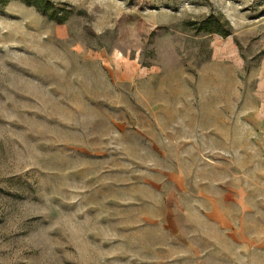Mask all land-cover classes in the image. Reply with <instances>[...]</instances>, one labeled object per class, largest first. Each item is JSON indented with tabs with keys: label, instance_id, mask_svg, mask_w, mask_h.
<instances>
[{
	"label": "rangeland",
	"instance_id": "1",
	"mask_svg": "<svg viewBox=\"0 0 264 264\" xmlns=\"http://www.w3.org/2000/svg\"><path fill=\"white\" fill-rule=\"evenodd\" d=\"M50 1L0 0V264H264V0Z\"/></svg>",
	"mask_w": 264,
	"mask_h": 264
},
{
	"label": "trees",
	"instance_id": "2",
	"mask_svg": "<svg viewBox=\"0 0 264 264\" xmlns=\"http://www.w3.org/2000/svg\"><path fill=\"white\" fill-rule=\"evenodd\" d=\"M23 1L29 4L36 5L39 9H41L42 11H44L46 14H48L50 17L54 19L62 20V17L58 15L57 8L53 6V3L50 0H23ZM214 31L225 33L222 32L221 29H216Z\"/></svg>",
	"mask_w": 264,
	"mask_h": 264
}]
</instances>
